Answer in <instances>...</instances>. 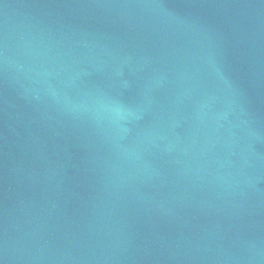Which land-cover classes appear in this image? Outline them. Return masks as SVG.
Here are the masks:
<instances>
[{"label": "water", "instance_id": "water-1", "mask_svg": "<svg viewBox=\"0 0 264 264\" xmlns=\"http://www.w3.org/2000/svg\"><path fill=\"white\" fill-rule=\"evenodd\" d=\"M0 264H264V0H0Z\"/></svg>", "mask_w": 264, "mask_h": 264}]
</instances>
